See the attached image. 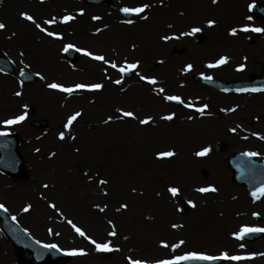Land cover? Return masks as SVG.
<instances>
[{
    "label": "rangeland",
    "instance_id": "rangeland-1",
    "mask_svg": "<svg viewBox=\"0 0 264 264\" xmlns=\"http://www.w3.org/2000/svg\"><path fill=\"white\" fill-rule=\"evenodd\" d=\"M14 1L0 6V22L6 25L0 30V51L12 59L17 70L25 67L40 75L33 83H21L15 74L0 73V129L19 134L20 150L26 160L24 178L0 173V204L11 216L42 242L55 243L70 251L83 249V254L77 251L63 264H132L133 260L153 263L189 252L207 255L227 252L229 256L237 253L251 258L227 259L224 264H264V239L245 242L234 235L245 226L264 227V196L258 200L247 198L245 189L233 181L227 166L228 157L236 150L259 153L255 156L264 159V150L256 151L249 143L237 146L228 140L257 129L253 117L261 111L236 110L224 120L196 115L193 111L201 107L196 108L195 104L231 98L244 103L252 93H221L195 83L192 78L193 74L201 73L233 81L248 79L256 73L253 47L255 40L258 37L264 40V36H255L251 29L264 28V23L253 13L251 5L264 0H162L160 3L114 0L116 5L124 7L149 3L150 7L141 13L149 14L143 28L128 26L105 4L45 0L46 8H37L36 13L32 10L33 1L16 0L19 3L10 4ZM176 2L179 4L175 5ZM80 8L87 14L83 22L77 16ZM24 12L31 14L35 23L25 19L21 15ZM67 14L75 18L65 23L61 18ZM53 17L57 21L54 24L60 27L45 23ZM111 17L115 20L111 21ZM209 20L215 24L209 25ZM36 23L60 36H49ZM245 26L248 31L243 30ZM194 28L205 32L208 39L196 44L194 37L199 32H193ZM233 28L237 29L235 35L231 32ZM82 29L85 32H78ZM165 36L171 38L164 40ZM16 41L22 44L16 46ZM67 44L103 55L118 66L125 61L140 63L134 69V77L127 80L118 68L88 56L85 51L70 64L64 56ZM222 56L229 58L226 63L208 67ZM188 64L193 67L184 71ZM240 65L244 67L241 69ZM143 76L155 77L157 83L141 79ZM116 80L121 83L116 84ZM139 81L142 86L138 85ZM52 82L65 86L101 83L103 87L69 94L47 87ZM159 88L165 89L158 93V100L160 93L163 98L161 125L153 119L157 110L155 91ZM166 95L180 96L184 105L167 103ZM30 105L36 106L37 118L48 119L47 128L30 126ZM226 106L230 108L229 104ZM60 107H64L61 116L57 113ZM121 109L132 111L134 117L123 116ZM188 110L192 113L187 114ZM75 112H80L82 117L72 123L68 136L61 139L60 132ZM170 114H175V119H164ZM19 115L25 116L19 124H4L5 120ZM109 116L113 119L108 120ZM148 116L152 117V123L141 124ZM102 122L108 123L102 125ZM86 124L94 126L85 131L79 128ZM40 133L46 134L43 139L32 137ZM220 142L227 143L225 152L197 155ZM66 145L70 146L69 153H61ZM149 150L152 155L148 154ZM159 150L172 151L178 156L172 162L169 159L156 162L154 153ZM41 158L38 171L47 169V172H37L39 180L35 177L33 183L29 163ZM101 180L107 183L100 184ZM39 183H54L71 190L49 195L37 189ZM209 186L216 191H198ZM171 187L179 189L175 196L169 191ZM238 191H242L244 206L239 214L234 207L227 209L226 205L232 195L240 197ZM182 200L192 202L189 212L183 210ZM125 204L126 208L121 207ZM209 212L217 215L210 217ZM255 213L261 215V220L254 218ZM73 224L85 235L76 232ZM113 231L115 235L111 234ZM98 244H108L107 249L114 255L101 258ZM253 253L257 255L252 256ZM0 264H19L13 246L1 231Z\"/></svg>",
    "mask_w": 264,
    "mask_h": 264
},
{
    "label": "water",
    "instance_id": "water-1",
    "mask_svg": "<svg viewBox=\"0 0 264 264\" xmlns=\"http://www.w3.org/2000/svg\"><path fill=\"white\" fill-rule=\"evenodd\" d=\"M6 0H0L1 4H4ZM95 2H104L105 0H91ZM255 11L264 17V4L254 6ZM199 40V37L196 39ZM76 50L69 48V57L71 60L75 59ZM0 69L8 72H14V68L10 60L0 54ZM126 76H131L132 72L124 73ZM18 76L26 82H31L36 79L28 69H22ZM197 81L202 83H208L212 86L221 89H246V88H264V79L261 81L250 82H237L223 84L219 80L205 79L200 76H195ZM177 102V101H174ZM38 125H44L45 122H35ZM66 133V132H65ZM64 133V134H65ZM224 146H217V149H223ZM231 166L236 171V179L240 183H244L248 186L251 192H255L258 188L264 185V162L254 161L253 158L246 154H237L230 159ZM24 160L18 150V138L16 135L7 134L0 135V169L13 176H23ZM185 207L188 205L184 203ZM0 229L11 240L17 253H21L26 250L27 261L23 264H61L68 261L71 256L68 253H64L59 249L46 248L44 244L37 243L26 231L21 228L14 220L10 218L8 213L2 208L0 209ZM264 235L262 232H252L244 235L248 240H254ZM112 255L111 252L105 251L103 256L108 258ZM220 260H187L179 261L178 264H213Z\"/></svg>",
    "mask_w": 264,
    "mask_h": 264
},
{
    "label": "snow or ice",
    "instance_id": "snow-or-ice-1",
    "mask_svg": "<svg viewBox=\"0 0 264 264\" xmlns=\"http://www.w3.org/2000/svg\"><path fill=\"white\" fill-rule=\"evenodd\" d=\"M214 2H215V0H214ZM149 7H150L149 4H142V5L138 6V7H125V8L122 9V11L125 12V13H137V14H139V13H143ZM83 11H84L83 9H80L81 13H83ZM21 15L25 19L35 23V19H34V17L31 14H29L27 12H24V13H21ZM74 18L75 17L73 15L67 14V15H64L61 19H62L63 22L66 23V22H68L70 20H73ZM93 19H100V18L99 17H93ZM248 19H251V17H248ZM56 22L57 21H56L55 17L45 21L46 24H54ZM130 22L131 21H129V23ZM208 24L209 25H213V24H215V21L214 20H209ZM5 27H6V25L4 23L0 22V30H3ZM36 27L38 29H40L41 31L47 33L49 36H60V33H58V32H49L47 28L42 27L41 24H39V23H36ZM243 30L244 31H248L249 28L247 26H245ZM251 30L256 31V32H264V28H258V27L257 28H253ZM97 31H99V29H97ZM192 31L193 32H199L200 29L194 28V29H192ZM236 31H237V29H235V28H233L231 30L233 35L236 34ZM170 38L171 37H169V36L163 37L164 40H168ZM70 47H74V45H68L65 48V51H67V49L70 48ZM133 47H135V46L133 45ZM82 51H85L88 56L93 57L96 60L103 61L106 64H110V66L112 68H114V69L118 68V70L121 73H126V72H129V71H132V70L136 69L139 66V63H140L139 61H135V62H132V63H129V62L125 61L123 65L118 66L114 61L107 60L105 58V56H103V55H95L91 51H87V50H82ZM228 59L229 58L227 56H222L215 63H210L208 65V67H210V68L211 67H217V66H219L221 64L226 63ZM192 67H193L192 64H188L186 66V68L184 69V71H188ZM243 67H244V65H240L241 69ZM37 75H40V74L37 73ZM141 79L146 80V81H148L151 84H156L157 83V80H156L155 77L143 76V77H141ZM205 79H209L210 80L212 78L211 77H205ZM115 83L116 84H120L121 80H116ZM47 87H49L51 89H59V90H61L63 92L71 94V93H73V92H75L77 90H82V89L98 90V89H101L103 87V85L101 83H76V84L71 85V86H65L62 83L52 82V83L48 84ZM260 90L261 89H256V88L251 89V91H260ZM164 91H165L164 88H160L159 89V92H161V93H163ZM238 91H248V89H238ZM17 94H19V93H17ZM164 98L166 100H169V101H177V102H179L181 104L184 103V100L178 95H167ZM187 106L188 107H192L193 105L188 104ZM206 108H208V105L204 104L201 108L198 109V111L203 113L204 109H206ZM230 110H232V109H226V111H230ZM120 111H122L123 116H125V117H134V115H135L132 111H123L122 109ZM80 115H81L80 112H75L73 115L69 116L68 117V122L65 125V127H70L72 125L73 121H75L77 119V117H79ZM173 115H168L167 117H164V119L171 120L173 118ZM24 118H25L24 115H19V116H16L14 118L5 120L4 124H6V125L15 124V123H18L20 121H23ZM111 119H113V117L109 116L108 120H111ZM150 120H152V117L148 116V117H145L144 119H142L140 121V123L141 124H147V123H149ZM232 131H235V129H232ZM0 135H6V133L5 132H0ZM60 136H61V139H63L64 138V133H60ZM261 139H264V136H262ZM208 152H209V149L208 148H204L202 151L198 152L197 155L202 156V155L207 154ZM172 155H174V152H172V151L158 153V156H160V157H170ZM246 155L253 156V155H259V153H251L250 152V153H246ZM106 183H107V181H105V180H101L100 181V184H106ZM169 191L172 193L173 196H175L179 192V189L176 188V187H171V188H169ZM198 191H200V192H208V191H216V189L213 186H209V187H202V188L198 189ZM252 195L254 197H257V198H259V196H264V185H262L255 192H253ZM189 203H192V202L189 201ZM4 207L5 206L3 204H0V209H2ZM30 207H31V205H28V208H30ZM52 207L55 208L56 206L53 204ZM96 207L99 208L100 206L96 205ZM121 207L126 208L127 205L126 204L125 205H121ZM28 208H25V211H27ZM13 219H15V217H13ZM68 223L72 224V221L69 220ZM72 226L75 228L76 232H78L81 236L85 235V233L82 231L81 228L76 227L75 224H73ZM173 227H177V225H173ZM49 231L51 232V229ZM262 231H264V228H252V227L245 226L239 232L234 233V235L237 238H243V236L248 234V233L262 232ZM111 234L115 235V231H113ZM89 239H91V238L89 237ZM37 243H39V242H37ZM92 243L96 244V241L92 240ZM180 243H183V241H181ZM44 247H46V248H55V247H58V246L55 245V244H46V245H44ZM97 247L101 248V249H107L109 247V245L108 244H98ZM173 247H178V245H173ZM241 247H243V245H241ZM77 251H79L80 254H83V249L72 250V254H76ZM251 255L255 256L257 254L253 253ZM262 255H264V254H262ZM221 258L231 259V260H240V259H245V258H251V256H249V257L229 256L227 252L222 253L221 256H210V255H206L204 253L189 252V253H186L185 255L177 256V257H175L172 260L157 261L156 264H178L179 261H187V260H217V259H221ZM132 264H148V262L140 261V260H133Z\"/></svg>",
    "mask_w": 264,
    "mask_h": 264
},
{
    "label": "bare ground",
    "instance_id": "bare-ground-1",
    "mask_svg": "<svg viewBox=\"0 0 264 264\" xmlns=\"http://www.w3.org/2000/svg\"><path fill=\"white\" fill-rule=\"evenodd\" d=\"M59 1V0H58ZM16 3H19V2H17L16 0L14 1V2H11L10 4H16ZM175 5H178L179 3L178 2H176V3H174ZM32 6H33V8H32V10L33 11H35L36 13H37V8H39V9H43V8H46V6L45 5H42V4H31ZM53 7V6H52ZM82 22V21H81ZM145 26V21H142V22H140V25H139V27H144ZM149 27V26H148ZM34 32H36V30H34ZM15 43H17V44H15L16 46L18 45V44H22V43H18L17 41L15 42ZM29 43V42H28ZM261 43H264V40L263 39H259L258 40V42H257V44L256 45H254V47H253V62H255L254 63V65L256 64H259L260 63V58H262V55H261V48L263 49L264 48V45L263 44H261ZM23 44H26V45H28L27 43H23ZM255 68H257V67H255ZM57 112H58V109H57ZM259 146H261V143L259 142V143H257ZM242 203V201H240V200H237V201H235V202H233V205L235 206V205H239V204H241Z\"/></svg>",
    "mask_w": 264,
    "mask_h": 264
},
{
    "label": "flooded vegetation",
    "instance_id": "flooded-vegetation-1",
    "mask_svg": "<svg viewBox=\"0 0 264 264\" xmlns=\"http://www.w3.org/2000/svg\"><path fill=\"white\" fill-rule=\"evenodd\" d=\"M256 102H257V106H259V105H263L264 106V100L263 99H259V97H258ZM86 128H87V126L83 125L81 129L85 130Z\"/></svg>",
    "mask_w": 264,
    "mask_h": 264
}]
</instances>
